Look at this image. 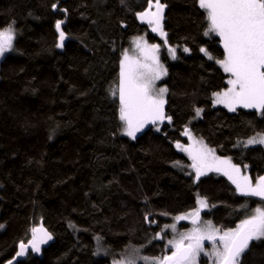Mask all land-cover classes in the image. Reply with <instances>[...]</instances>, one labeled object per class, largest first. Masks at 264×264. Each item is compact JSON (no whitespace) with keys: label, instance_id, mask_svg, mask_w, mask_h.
Listing matches in <instances>:
<instances>
[{"label":"trees","instance_id":"trees-1","mask_svg":"<svg viewBox=\"0 0 264 264\" xmlns=\"http://www.w3.org/2000/svg\"><path fill=\"white\" fill-rule=\"evenodd\" d=\"M160 2L167 43L137 20L147 0H0V30L13 26L16 49L0 62V264L16 257L34 227L52 241L41 259L28 252L18 264H110L96 254V239L116 258L132 250L163 257L166 228L194 211L198 197L208 204L200 219L221 231L264 206L223 176L195 180L177 149L198 141L253 183L264 176V145L245 144L264 134V111L212 105L229 85L216 63L220 40L205 35V11L198 0ZM138 37L160 46L171 123L131 140L121 135L114 88L121 56ZM165 47L177 49L174 61ZM240 264H264V239L250 243Z\"/></svg>","mask_w":264,"mask_h":264},{"label":"snow or ice","instance_id":"snow-or-ice-1","mask_svg":"<svg viewBox=\"0 0 264 264\" xmlns=\"http://www.w3.org/2000/svg\"><path fill=\"white\" fill-rule=\"evenodd\" d=\"M198 4L205 11L208 21L205 35L213 33L222 41L224 57L217 59L216 63L230 75L227 81L229 87L223 92L214 93V103L223 104L233 112L237 107L264 111V0H198ZM153 7L155 11L141 12L138 14L139 18L153 25V32L158 31L161 36L166 37L161 23L165 5L160 0H154V3L153 0H148V8ZM62 23L63 21L56 22L60 40L57 47H63L65 39V33L61 30ZM14 39L15 29L12 25L0 30V56L12 50ZM135 43L146 62L141 63L125 53L120 64L118 89L124 134L133 139L146 124H156L165 118L171 123V117H165L164 113V94L167 88L155 89V81L167 74L157 55L160 46L147 45L146 42L141 45L138 41ZM168 50L175 58L176 50ZM184 51L188 52L189 49L185 48ZM201 52L208 54L203 48ZM208 58L213 59L211 55ZM200 111L202 110L197 109L196 114L199 115ZM183 134L190 140L193 139L188 129ZM254 143L264 144V134L258 133L246 141V145ZM176 147L186 152L193 161L191 167L196 180L209 171L220 172L235 185L242 196L264 200V176L253 183L248 176H242L240 168L229 159H221L213 149L203 145L197 147L190 144L184 147L177 143ZM197 204L199 207L194 211L175 219H190L193 225H200V211L207 208L208 204L203 197L197 198ZM175 227V224L171 225L173 230ZM31 232V239L27 243H20L17 256H24L29 247L38 252L39 245L52 238L43 227H34ZM261 239H264V208L258 207L234 229L221 233L219 228L208 221L188 233L180 234L178 240H170L168 243L173 249L171 255L159 258L143 256L141 259L145 264H198V258L203 253L211 255L214 264H240V258L249 249L250 243ZM206 240L212 244L211 253L205 250Z\"/></svg>","mask_w":264,"mask_h":264},{"label":"rangeland","instance_id":"rangeland-1","mask_svg":"<svg viewBox=\"0 0 264 264\" xmlns=\"http://www.w3.org/2000/svg\"><path fill=\"white\" fill-rule=\"evenodd\" d=\"M139 1H141V0H139ZM153 3H154V0H153ZM147 7H148V0H147ZM145 11H155V8H154V7L151 8V9L147 8ZM145 11H144V12H145ZM137 20H138L140 23L146 24L147 27L149 28V31H150L152 34H154L156 37H158V38L164 43V41H165V37L161 36L160 33H159L158 31H157V32H153V31H152V27H153V25H149V24L146 22V20H141V19L139 18V15L137 16ZM161 23H163V20L161 21ZM162 27H163V26H162ZM210 35L216 36V35L213 34V33H210ZM216 37H218V36H216ZM140 38H141V37H138V38L132 40V42H131L129 48H128L127 50L124 51V53L122 54L121 59H120V63H119V79H118V84H117V87L114 88L115 93H116V95H117V100H118V102H119V106H120V101H119V91H118V89H119V84H120V72H121L120 64H121V60H122L123 57H124V54L127 53L129 57H131V58H133V59H136V60H139L141 63L146 62V61H145V58H144V55H143L142 52H141V49L137 47V44H136L135 42L138 41L141 45H144L145 42L147 43V45H150V44L147 42V40H146L145 37H142V38H143L142 40H141ZM218 38H219V37H218ZM219 40H220V38H219ZM220 44L222 45V41H221V40H220ZM222 47H223V45H222ZM169 48H173V47H165V53H166L167 57L169 58V60L174 61V60L176 59V57H177V49L174 48V49L176 50V52H175V58H173V56L170 54V52H169V50H168ZM223 49H224V48H223ZM15 53H16V49H15V39H14L12 50L6 52L3 56H0V62L2 61V59H3L4 57H6V56H8V55L15 54ZM157 55H158V57H159V61H160V63L163 64L162 61H161V59H160V48H159V51H158ZM147 62H150V61H147ZM218 65H219V64H218ZM163 66H164V65H163ZM219 66H220V65H219ZM220 67H221V66H220ZM164 68H165V66H164ZM221 68H222V67H221ZM222 69H223V68H222ZM223 71H224V70H223ZM226 74H227L228 79H229V78H230V75H229L228 73H226ZM165 78H166V75H163L159 80H156V81H155V89H156V90H158L159 88L164 87L161 83L163 82V80H164ZM164 88H165V87H164ZM224 91H225V90H224ZM222 92H223V91H222ZM165 97H166V93L164 94V100H165ZM214 100H215V96H213V100H212V105H213V107H220V108H223V109L229 111L228 108L225 107L223 104H215V103H214ZM238 109H244V110L256 111L258 114H261V113H262V111H258L257 109H249V108L237 107L236 110H238ZM230 112H233V111H230ZM199 115H200V114H199ZM199 115H197V117H198ZM119 119H120V110H119ZM162 122H163V121H162ZM162 122L158 121L156 124H146V125L143 127V129H141L139 132L136 133V137H137L138 135H140V134H141L146 128H148V127H150V126H152L156 131L159 130V126H160V124H161ZM120 123H121V135H122V136H125V137H127V138H129V139H131V140H134L132 137H129V136H127V135L124 134L125 125L123 124V122L121 121V119H120ZM136 137H135V138H136ZM191 144L196 145L197 147L203 145V144H201L200 142H198V141H194V140H192ZM245 144H246V143H245ZM256 145H264V144L254 143V144L246 145V146H247V147H250V146H256ZM203 146H204V145H203ZM180 151H181V150H180ZM182 152H184V151H182ZM184 153H186V152H184ZM186 154H187V153H186ZM215 155H216V154H215ZM187 156H188V154H187ZM216 156H217V155H216ZM188 157H189V156H188ZM189 159H190V158H189ZM221 159H225V158H221ZM190 161H191V165H192L193 161H192L191 159H190ZM240 170H241V175H242V176H247L246 172L243 171V169L240 168ZM191 171H192L193 176H194V179H195V172H194V170L192 169V167H191ZM208 175H219V176H223V177L226 178L227 181L233 186L235 192H236L238 195L242 196V195L236 190L235 185H234V184H233V183H232V182H231V181H230L225 175H223L222 173H220V172H216V171H209V172H207L205 175H202L200 178H202V177H204V176H208ZM200 178H199V179H200ZM195 180H196V179H195ZM254 183H255V182H254ZM244 197L255 198V199L261 200L259 197H251V196H244ZM261 201L264 203V200H261ZM198 207H199V205L197 204V207H196V208H198ZM258 207L264 208V206H262V205H261V206H258ZM258 207H257V208H258ZM207 208H208V207H207ZM207 208H203V209H201L200 213H201L203 210H206ZM255 209H256V208H255ZM253 213H254V212H253ZM186 215H187V214H186ZM182 216H184V215H182ZM204 223H205V222H203L201 219H200V225H193V224L191 223V220H190V219L179 220V221H177L176 219H174V222L172 223V225L175 224V226H176V227H175V230H173V229L171 228V225H170L168 228H166V229H168V230H167L166 233H165V242H166L167 251H168V252H167V255L170 254V253L173 251L171 245L168 243L170 240H173V241H174V240H178V239L180 238V234H182V233H188V232H190L194 227L202 226ZM236 227H237V226H236ZM222 232H223V231H221V233H222ZM96 242H97L96 254L99 255V256H107V257H109V258L111 259V263H110V264H145V261H144L143 259H141V257H143L144 255H142L141 252H139V250H138V251L135 250L134 252H133V250H132V251H129L126 255H123V256H120L119 258H116V257L112 256L111 253H110V251L107 250L106 248L103 247L102 251L100 250V248H99V247H100L99 244L101 245V243H100V242H101L100 239H96ZM185 243H188V241H185ZM217 244H219V241H217ZM204 247H205V250H206L207 252L211 253V251H212V244H211L209 241H207V240L204 241ZM198 264H214V258H213L211 255L206 256V255H204V254L202 253V254L199 256V258H198Z\"/></svg>","mask_w":264,"mask_h":264},{"label":"water","instance_id":"water-1","mask_svg":"<svg viewBox=\"0 0 264 264\" xmlns=\"http://www.w3.org/2000/svg\"><path fill=\"white\" fill-rule=\"evenodd\" d=\"M57 8H58V5H56V6L53 7V11H54V13L57 11ZM62 12H64V11H62ZM58 33H59V32H58ZM64 41H65V39H64ZM64 41H63V43H64ZM47 233H48V232H47ZM48 234H49V233H48ZM49 235H50V234H49ZM50 236H51V235H50ZM51 241H52V238H51L50 240H47L45 243L40 244V245H39L40 250H39L38 252L33 251V250L31 249V247H29L28 250H27V252H26V254H25L24 256H17V255H16V257H15L12 261H10L11 264H18L19 262H21L22 259H23L25 256H27L28 252H31L34 256H36L37 258L41 259V257H42V250H43L44 248H47V247L49 246V244L51 243ZM19 250H20V248H19ZM18 252H19V251H18ZM10 262L7 263V264H10Z\"/></svg>","mask_w":264,"mask_h":264},{"label":"flooded vegetation","instance_id":"flooded-vegetation-1","mask_svg":"<svg viewBox=\"0 0 264 264\" xmlns=\"http://www.w3.org/2000/svg\"><path fill=\"white\" fill-rule=\"evenodd\" d=\"M168 255H171V253H170V254H168Z\"/></svg>","mask_w":264,"mask_h":264}]
</instances>
